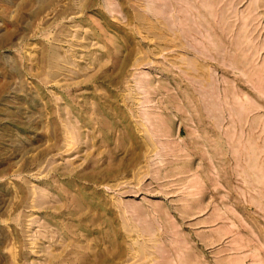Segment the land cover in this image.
I'll list each match as a JSON object with an SVG mask.
<instances>
[{"label": "rangeland", "instance_id": "rangeland-1", "mask_svg": "<svg viewBox=\"0 0 264 264\" xmlns=\"http://www.w3.org/2000/svg\"><path fill=\"white\" fill-rule=\"evenodd\" d=\"M0 264H264V0H0Z\"/></svg>", "mask_w": 264, "mask_h": 264}, {"label": "bare ground", "instance_id": "bare-ground-1", "mask_svg": "<svg viewBox=\"0 0 264 264\" xmlns=\"http://www.w3.org/2000/svg\"><path fill=\"white\" fill-rule=\"evenodd\" d=\"M68 131H69V130H68ZM70 131H71V130H70ZM70 134H71V133H70ZM70 134H69V135H70ZM73 134H74V133H73ZM71 135H72V134H71ZM79 135H80V134H79ZM70 137H72V136H70ZM72 139L74 140V136H73V138H72ZM70 141H72V140H70ZM70 144H72V143H70Z\"/></svg>", "mask_w": 264, "mask_h": 264}]
</instances>
